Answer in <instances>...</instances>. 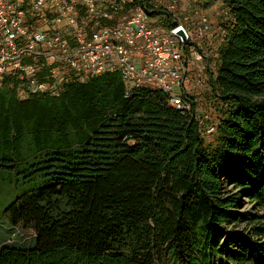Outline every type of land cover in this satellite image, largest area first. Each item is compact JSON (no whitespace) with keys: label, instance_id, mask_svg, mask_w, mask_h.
<instances>
[{"label":"trees","instance_id":"trees-1","mask_svg":"<svg viewBox=\"0 0 264 264\" xmlns=\"http://www.w3.org/2000/svg\"><path fill=\"white\" fill-rule=\"evenodd\" d=\"M222 1L234 21L202 122L193 95L186 113L157 88L127 96L119 72L55 97L3 85L17 195L0 264H264V0Z\"/></svg>","mask_w":264,"mask_h":264},{"label":"built area","instance_id":"built-area-1","mask_svg":"<svg viewBox=\"0 0 264 264\" xmlns=\"http://www.w3.org/2000/svg\"><path fill=\"white\" fill-rule=\"evenodd\" d=\"M233 21L222 0H0V89L10 81L21 100L55 97L119 72L127 96L157 88L192 112L191 88L216 76Z\"/></svg>","mask_w":264,"mask_h":264},{"label":"rangeland","instance_id":"rangeland-1","mask_svg":"<svg viewBox=\"0 0 264 264\" xmlns=\"http://www.w3.org/2000/svg\"><path fill=\"white\" fill-rule=\"evenodd\" d=\"M218 17V15H217ZM205 91H207V86L203 88H191V95H193L194 101L196 102L197 111L203 119L208 118L209 116H214L215 112L210 102L206 101ZM210 124H206L207 132H210L212 128H209ZM17 195V191L14 188L12 181L0 177V241L4 238L5 233H8L7 229L3 228V225H6L9 221L8 214L4 212V209L8 203ZM11 239H7L10 241Z\"/></svg>","mask_w":264,"mask_h":264},{"label":"water","instance_id":"water-1","mask_svg":"<svg viewBox=\"0 0 264 264\" xmlns=\"http://www.w3.org/2000/svg\"><path fill=\"white\" fill-rule=\"evenodd\" d=\"M175 33L179 35L183 39V41H187L188 37L183 28H179L178 30L175 31Z\"/></svg>","mask_w":264,"mask_h":264},{"label":"crops","instance_id":"crops-1","mask_svg":"<svg viewBox=\"0 0 264 264\" xmlns=\"http://www.w3.org/2000/svg\"><path fill=\"white\" fill-rule=\"evenodd\" d=\"M7 225V224H6ZM6 225H3V228H4V226H6ZM5 229V228H4ZM6 236V235H5ZM6 240V237H4L3 239H1V241H0V244H2L4 241Z\"/></svg>","mask_w":264,"mask_h":264}]
</instances>
